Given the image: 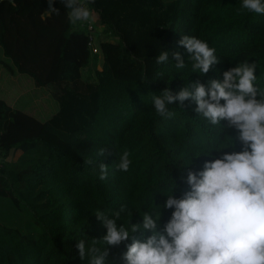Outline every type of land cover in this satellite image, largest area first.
I'll return each mask as SVG.
<instances>
[{
    "label": "trees",
    "instance_id": "1",
    "mask_svg": "<svg viewBox=\"0 0 264 264\" xmlns=\"http://www.w3.org/2000/svg\"><path fill=\"white\" fill-rule=\"evenodd\" d=\"M81 5L115 36L100 40L101 56L93 58L102 59L101 68L86 77L88 34L69 16ZM53 6L0 0V197L23 217L0 221V264H89L92 247L107 249L105 264H126L127 246L151 234L143 215L159 212L162 229L172 211L164 202L188 191V172L241 148L238 130L223 119L212 124L192 97L165 100L162 114L154 98L192 92L197 84L207 89L245 62L255 65L259 99L264 13L246 9L243 0H72L71 6L53 0ZM185 37L214 50L207 73L193 68L194 52L180 43ZM226 139L233 143L221 147ZM15 150L20 155L10 159ZM125 153L129 164L122 169ZM98 213L118 227H140L107 245Z\"/></svg>",
    "mask_w": 264,
    "mask_h": 264
},
{
    "label": "clouds",
    "instance_id": "2",
    "mask_svg": "<svg viewBox=\"0 0 264 264\" xmlns=\"http://www.w3.org/2000/svg\"><path fill=\"white\" fill-rule=\"evenodd\" d=\"M67 2L71 6L72 0ZM243 6L264 13V0H243ZM89 15L87 8H72L69 13L73 21L87 20ZM180 43L194 52L193 68L207 73L216 61L214 50L194 37H185ZM166 55L162 53L158 59L163 61ZM254 68V64L241 62L225 71L222 81L210 80L207 89L197 84L192 92L183 89L176 96L165 93L164 99L154 98L156 111L162 114L165 100L171 103L192 97L195 111L212 124L223 119L238 130L241 148L206 159L200 170L188 172V191L181 197L169 195L164 202L172 211L162 229L157 230L159 212L143 215L142 227L151 234L144 240L133 239L127 246L123 254L126 264H264V89L257 99ZM231 143L226 139L221 147ZM126 157L125 153L121 158L122 169L128 167ZM98 216L103 219L102 214ZM103 223L107 245L119 244L140 227H118L113 219H103ZM76 247L83 257L84 242ZM88 251L96 253L89 264H105L107 249L92 247Z\"/></svg>",
    "mask_w": 264,
    "mask_h": 264
},
{
    "label": "rangeland",
    "instance_id": "3",
    "mask_svg": "<svg viewBox=\"0 0 264 264\" xmlns=\"http://www.w3.org/2000/svg\"><path fill=\"white\" fill-rule=\"evenodd\" d=\"M80 1H85V0H80ZM89 14L90 15H89L88 20L93 21V22L98 21V17L94 12L90 11ZM96 26H97V30L101 31L102 33V36L101 35L99 36V41L102 39H110V40L115 39V36H113V34L108 33L106 31V28H104V26H100L97 22H96ZM94 56L95 55L92 54L89 68L87 70H84L85 77L90 74L94 75L95 70L97 68H101L102 59L101 58L95 59L93 58ZM20 153L21 152L19 150L12 151L9 155V158L16 159L20 155ZM22 218H23L22 216L14 212V208L11 206L9 200L0 197V221L5 222L7 224H11V223L15 224Z\"/></svg>",
    "mask_w": 264,
    "mask_h": 264
},
{
    "label": "built area",
    "instance_id": "4",
    "mask_svg": "<svg viewBox=\"0 0 264 264\" xmlns=\"http://www.w3.org/2000/svg\"><path fill=\"white\" fill-rule=\"evenodd\" d=\"M80 8H85V5H81ZM72 19V18H71ZM73 20V19H72ZM75 25L85 28L88 34L89 46L91 48L92 54L101 56V51L99 47V37L96 23L90 20H76L73 21Z\"/></svg>",
    "mask_w": 264,
    "mask_h": 264
},
{
    "label": "water",
    "instance_id": "5",
    "mask_svg": "<svg viewBox=\"0 0 264 264\" xmlns=\"http://www.w3.org/2000/svg\"><path fill=\"white\" fill-rule=\"evenodd\" d=\"M48 6H49V9L51 10L53 7V0H48Z\"/></svg>",
    "mask_w": 264,
    "mask_h": 264
}]
</instances>
